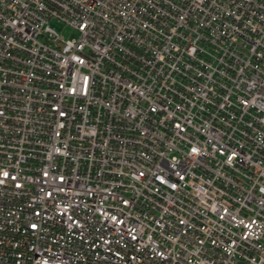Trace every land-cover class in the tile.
Here are the masks:
<instances>
[{"label":"built area","instance_id":"obj_1","mask_svg":"<svg viewBox=\"0 0 264 264\" xmlns=\"http://www.w3.org/2000/svg\"><path fill=\"white\" fill-rule=\"evenodd\" d=\"M0 264H264V0H0Z\"/></svg>","mask_w":264,"mask_h":264},{"label":"rangeland","instance_id":"obj_2","mask_svg":"<svg viewBox=\"0 0 264 264\" xmlns=\"http://www.w3.org/2000/svg\"><path fill=\"white\" fill-rule=\"evenodd\" d=\"M52 23L66 37L76 36L77 35V31L76 30H74L71 26L66 25L63 22H58V21L55 20Z\"/></svg>","mask_w":264,"mask_h":264}]
</instances>
